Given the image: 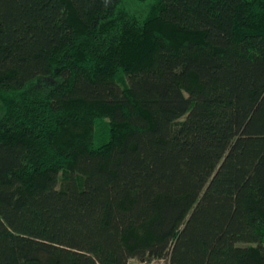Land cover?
<instances>
[{
    "label": "trees",
    "instance_id": "1",
    "mask_svg": "<svg viewBox=\"0 0 264 264\" xmlns=\"http://www.w3.org/2000/svg\"><path fill=\"white\" fill-rule=\"evenodd\" d=\"M132 260L264 264V0H0V264Z\"/></svg>",
    "mask_w": 264,
    "mask_h": 264
},
{
    "label": "rangeland",
    "instance_id": "2",
    "mask_svg": "<svg viewBox=\"0 0 264 264\" xmlns=\"http://www.w3.org/2000/svg\"><path fill=\"white\" fill-rule=\"evenodd\" d=\"M44 83L50 84V82H48V81H44L43 84ZM39 84L41 85L42 83L40 82ZM47 84H45V85H47ZM62 183H64L63 179H62V181L60 183L61 186L63 185ZM130 264H169V260H155V261H153L151 263L141 262V261H138V260H132L130 262Z\"/></svg>",
    "mask_w": 264,
    "mask_h": 264
}]
</instances>
